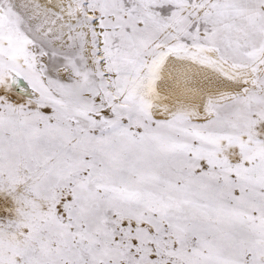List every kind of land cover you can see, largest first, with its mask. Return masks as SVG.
I'll use <instances>...</instances> for the list:
<instances>
[{"label":"snow or ice","instance_id":"6c2138e0","mask_svg":"<svg viewBox=\"0 0 264 264\" xmlns=\"http://www.w3.org/2000/svg\"><path fill=\"white\" fill-rule=\"evenodd\" d=\"M0 264H264V0H0Z\"/></svg>","mask_w":264,"mask_h":264}]
</instances>
